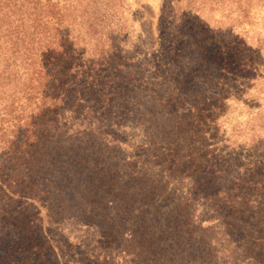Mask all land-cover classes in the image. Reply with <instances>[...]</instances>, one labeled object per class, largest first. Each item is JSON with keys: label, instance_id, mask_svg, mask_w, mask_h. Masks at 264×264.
I'll use <instances>...</instances> for the list:
<instances>
[{"label": "trees", "instance_id": "trees-1", "mask_svg": "<svg viewBox=\"0 0 264 264\" xmlns=\"http://www.w3.org/2000/svg\"><path fill=\"white\" fill-rule=\"evenodd\" d=\"M0 0V264H264V0Z\"/></svg>", "mask_w": 264, "mask_h": 264}, {"label": "rangeland", "instance_id": "rangeland-1", "mask_svg": "<svg viewBox=\"0 0 264 264\" xmlns=\"http://www.w3.org/2000/svg\"><path fill=\"white\" fill-rule=\"evenodd\" d=\"M130 22L146 57H153L160 45L158 21L162 0H127Z\"/></svg>", "mask_w": 264, "mask_h": 264}]
</instances>
